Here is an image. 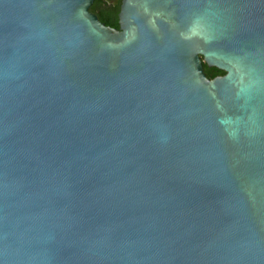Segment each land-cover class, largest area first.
Here are the masks:
<instances>
[{"label": "water", "instance_id": "95a60500", "mask_svg": "<svg viewBox=\"0 0 264 264\" xmlns=\"http://www.w3.org/2000/svg\"><path fill=\"white\" fill-rule=\"evenodd\" d=\"M94 2L0 0V264H264V0Z\"/></svg>", "mask_w": 264, "mask_h": 264}, {"label": "flooded vegetation", "instance_id": "af4514ba", "mask_svg": "<svg viewBox=\"0 0 264 264\" xmlns=\"http://www.w3.org/2000/svg\"><path fill=\"white\" fill-rule=\"evenodd\" d=\"M123 0H95L94 4L91 7V12L95 14L101 22V18L110 19L112 14L117 11V20H118V27L108 26L112 28L119 29V13L122 6ZM107 25L105 22H103Z\"/></svg>", "mask_w": 264, "mask_h": 264}, {"label": "trees", "instance_id": "16d2710c", "mask_svg": "<svg viewBox=\"0 0 264 264\" xmlns=\"http://www.w3.org/2000/svg\"><path fill=\"white\" fill-rule=\"evenodd\" d=\"M103 22L107 24V26H113V27H118V20H117V11L112 14V17L110 19L106 18H101ZM204 71L209 79H214L215 77L218 76H223L225 73L215 69V68H209L205 63H204Z\"/></svg>", "mask_w": 264, "mask_h": 264}]
</instances>
